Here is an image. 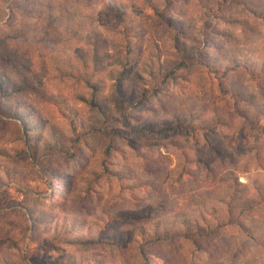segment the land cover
I'll list each match as a JSON object with an SVG mask.
<instances>
[{
  "label": "rangeland",
  "instance_id": "1",
  "mask_svg": "<svg viewBox=\"0 0 264 264\" xmlns=\"http://www.w3.org/2000/svg\"><path fill=\"white\" fill-rule=\"evenodd\" d=\"M14 1L0 2V35L3 37L23 28L22 25L26 21L25 15L17 10L13 15L11 3ZM137 1L71 0L69 7L72 8V14H76L87 26L82 36L83 41L75 42L69 49L63 45H55L53 39L47 35L46 27L40 25L37 27L39 30L37 29V38L32 48L37 51L33 64L21 65L6 57L9 53H26V49L31 46L30 40L22 39L19 44L7 39L8 51L5 55L0 53V74L6 77V88L21 86L28 77L40 84V89L21 90L16 92L15 96L10 91L0 90V106L9 108L5 113L0 110V258L8 254L14 259L25 257L27 261L23 264H60L66 252L80 254L96 250L105 254L106 258L102 257L101 262H96L93 258L92 264H104L106 261L117 264L123 256L126 261L134 263L135 257L131 247L121 251L108 244L109 241L87 247L64 244L59 240L56 242L54 227H50L52 221L63 222L64 216L72 220L80 216L87 218L90 224L98 223L96 217L101 216L102 208L113 212H137V204L140 201L137 198H144L146 193V185H143L141 178L147 179L155 172L154 166L161 168L167 182L174 185L171 194L172 199L179 205L178 211L189 206L192 201L201 200L203 194L213 189L215 182L226 178L238 179L240 187L246 189L249 195L255 194L256 184L264 185V88H260L255 81H249L248 88L256 96L253 108L258 109L263 117L247 120L242 116V119H237L232 130L227 131L223 127L225 134H218L219 131L214 134L209 130L212 137L223 144L224 153L227 154L225 158L219 159L207 147L204 133L177 129L166 134L150 135L148 132L140 133L136 127L142 112L151 120L159 121L170 117L174 108L186 110L193 107L201 110L203 105H208L209 109L204 111L206 116H213L214 112L226 115L224 108H232L234 100L222 96L216 89L212 93L199 91L200 81L196 73L184 71L176 84L161 86L163 92L160 96L146 98L139 111L130 113V119H126L129 115L125 117L113 109L115 113L107 124H101L103 117L96 108L82 101L83 96H89L87 88L74 84L73 80L57 81L52 78L55 56L74 57L76 49L85 46L84 38L91 36L95 31L106 36L110 34L109 29L117 23L114 16L106 10L112 3L126 4L136 17V22L144 24L145 36L140 42L143 55L154 57L156 54L153 48H159L162 64L166 63L167 58L176 57L177 52L170 40L171 34L168 33L171 29L168 30L163 22L157 23L156 27L152 26L151 22H155L152 16L144 11L135 12L134 6L139 8L141 5ZM180 5L182 15H170L181 18L185 24L198 25L205 12L199 1H181ZM227 14L247 19L250 21L248 27L256 28L251 16L241 9H233ZM215 21L213 22H218ZM230 31L234 32L236 40L231 41V38L223 35H214L210 43L220 44L224 46L222 50H232L235 54L246 52L249 44L245 38L250 35L247 26L244 23L236 25L231 27ZM193 34L197 36V42L204 41L196 30ZM165 42L168 44L165 45ZM257 42L259 46L255 48L261 52L264 33ZM171 45L173 49L169 48ZM166 48L168 52H165ZM202 51L205 52V49ZM198 59L196 57L197 64L191 66H202ZM24 66L30 67L25 69ZM113 66L116 65H110L101 74L106 81L105 95L112 93L114 80L111 79L109 70ZM30 68L36 69L32 72L29 71ZM154 85L149 79L139 81V86L152 88ZM78 92L81 99L77 96ZM21 104L24 106L21 108L24 113L19 111ZM113 105L112 102L111 106ZM38 123L47 127L41 141L35 143V138H30L25 132H31L32 125ZM99 128L105 129L97 132ZM215 128L220 129L221 125L218 124ZM238 136L244 140L243 145L237 143ZM61 151L65 153L61 154ZM205 161L211 163L217 172L213 173L208 169L203 163ZM184 163L188 165L192 176L188 180L187 176H184L180 182L178 173H182L180 166ZM60 172L68 174L67 183L53 180V175ZM191 196H195V199ZM75 203L77 205L73 208ZM61 206H65V210H62ZM30 207L37 208L36 213H30ZM32 214H35L36 218L40 216L42 223H37ZM111 227L107 223L102 225L103 229ZM113 228L115 233L118 230L124 234L130 230L141 237L137 231L138 224H130L128 220L119 219ZM257 234L262 235L263 246L245 253L222 252L220 247L215 248L205 243L209 252L207 257L212 260V264H264V231ZM107 240L103 239L104 242ZM49 241L56 242L57 249L52 247L55 243ZM163 249L169 256L176 255V252L166 245H163ZM184 251H189V248H184ZM182 253L188 255L183 251ZM223 253H226V257H223ZM160 261L151 257L150 264H159Z\"/></svg>",
  "mask_w": 264,
  "mask_h": 264
},
{
  "label": "trees",
  "instance_id": "2",
  "mask_svg": "<svg viewBox=\"0 0 264 264\" xmlns=\"http://www.w3.org/2000/svg\"><path fill=\"white\" fill-rule=\"evenodd\" d=\"M9 1L0 0L1 3ZM181 1L189 3V0H138V4L141 3V5L139 8L137 5L134 6L135 12L144 11L154 18L155 22H151L152 26L156 27L157 23L163 22L162 24L168 30L171 29L168 33L171 34L170 40L173 42L177 56L167 58L165 64H162L160 60L162 54L159 48H153L156 54L154 57L142 54L140 42L145 36L144 24L136 22V17L129 11L126 4L112 3L106 10L114 16L117 23L109 29L110 34L106 36L95 31L91 36L84 38L85 46L78 47L74 57L55 56L52 78L57 81L73 80L74 84L87 88L89 96H83L82 101L96 108L103 117L101 124H107L112 119L114 110L125 117L129 115L126 119H130L132 115L130 113L139 111L146 98L160 96L163 92L161 86L176 84L184 71L196 73L200 81L199 91L212 93L216 89L222 96L234 100L235 104L232 108L227 106L224 108L226 115L214 112L213 116H206L204 111L209 109L208 105H203L201 110L193 107L186 110L174 108L170 117L159 121L151 120L142 112L136 127L140 133L148 132L150 135L166 134L177 129L204 133L207 147L211 149L215 157L223 159L227 156L224 153L223 144L217 138H213L208 131L212 130L214 134L218 131V134L220 132L225 134V129L232 130L237 119H242V116L247 120H258L264 115L253 108L256 96L248 88L249 81H255L260 88H264V45L261 52L255 48L259 46L258 38L264 33V0H198L205 12L196 26L193 23L185 24L181 18L170 15V13L182 15ZM70 3L71 0H15L12 2L13 15L17 10L25 15L26 21L22 25L23 28L14 30L9 36L6 34V38L0 35V53L5 55L8 51L7 39L19 44L22 39L30 40L31 46L30 49H26V53L22 51L13 55L9 53L6 57L12 58V61L19 62L21 65L33 64L37 51L32 48L37 38V27L40 25L46 27L47 35L53 39L55 45H63L69 49L75 42L83 41L82 36L87 29L86 23L82 19L79 20L76 14H72ZM233 9H241L251 16L256 28L248 27L250 21L247 19L229 16L227 12ZM212 20H218V22L215 23L216 21ZM243 23L250 32V35L245 38L249 44L246 52L235 54L232 50H222L224 46L220 44L210 43L214 35H223V37L231 38V41L236 40V35L230 29ZM193 29L204 38V41L197 42ZM167 44L165 42V45ZM173 46L166 47L173 49ZM203 48L205 52L202 51ZM168 51L166 48L165 52ZM196 57L199 58L202 66H191L197 64ZM110 65H116L109 70L114 84L111 88L112 93L105 95L106 81L101 74ZM24 67L26 69L30 66ZM35 69L30 68L29 71L34 72ZM143 79L152 80L155 85L152 88L139 86V81ZM4 81L6 77L0 74L1 92L10 91L14 96L21 90L40 89L38 88L40 84H36L34 79L30 80L28 77L25 78L24 84L19 87L12 86V89L8 86L6 88ZM77 96L81 99L79 92ZM11 99L14 100V97L11 96ZM112 102L113 106H111ZM22 107L24 106L21 104L19 111L24 113ZM4 108L0 106L3 113L9 110L7 107ZM218 124L221 125L220 129L215 128ZM46 127L45 124L38 123L32 125L31 132L28 131L25 134L30 138L34 137L35 143H39L45 134ZM104 129L99 128L97 132H102ZM237 143L243 145L245 142L238 136ZM60 153L64 154L65 151ZM203 163L213 173L217 172L212 168L211 163L206 161ZM180 167L182 170L181 174L178 173L180 182L184 176H187V180L190 179L192 173L188 171V165L184 163ZM154 169L155 172L151 173L147 179L141 178L143 185H146V193L144 198L143 196L137 198L140 200L137 204V212L128 210L113 212L108 208H102L101 216L96 217L99 222H94L98 227L94 223L90 224L87 218L77 216L72 220L64 216L63 222L52 221L53 224L50 227V229L54 227L56 242L87 247L109 241L108 244L121 251L131 247L135 257L134 263L126 261L123 256L117 264H150L151 257L161 260L159 264H212V260L207 257L209 254L207 244L215 248L220 247L222 252L240 251L242 253L263 246L261 243L263 237L257 233L262 234L264 231V185L256 184L255 194L249 195L246 189L240 187L238 179L226 178L215 182L212 185L213 189L203 194L201 200L192 201L189 206L182 207L178 211L179 205L172 199L171 194L174 191V185L167 182L161 168L154 166ZM53 177L55 181L67 183L69 176L67 173L60 172ZM191 198L195 199V196ZM75 205L77 203L72 207L74 208ZM65 206L60 208L65 210ZM36 209L30 207L29 212L36 213ZM31 216L37 220V223H42L40 216L38 218L35 214ZM45 219L48 221L47 218ZM119 219L128 220L130 224H138L137 231L141 237L131 233L130 230L124 234L118 230L115 233L113 225ZM103 223L112 227L103 229ZM105 238L108 239L106 242L103 241ZM49 242L55 243L52 247L57 249L56 242ZM163 245L176 252L175 259L165 254ZM184 248H189V251H184ZM223 254V257H226V253ZM63 255L65 258L60 264H92L93 258L96 262H101L102 257L106 258L105 254L96 250H89L88 253L84 251L80 254L66 252ZM25 261H27L25 257L14 259L8 254L0 258V264H23ZM104 264L113 263L106 261Z\"/></svg>",
  "mask_w": 264,
  "mask_h": 264
}]
</instances>
